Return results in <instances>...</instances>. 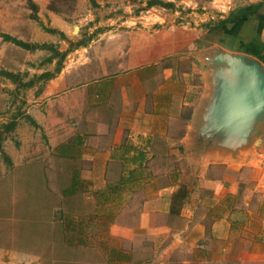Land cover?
Instances as JSON below:
<instances>
[{"label": "crops", "instance_id": "obj_1", "mask_svg": "<svg viewBox=\"0 0 264 264\" xmlns=\"http://www.w3.org/2000/svg\"><path fill=\"white\" fill-rule=\"evenodd\" d=\"M223 1L169 9L160 27L143 9L120 15L29 107L65 184L67 247L117 264L177 248L264 264V148L230 151L202 138L212 88L202 62L221 51L264 67V0ZM179 15L187 23L170 25ZM30 259L0 247V264H41Z\"/></svg>", "mask_w": 264, "mask_h": 264}, {"label": "rangeland", "instance_id": "obj_2", "mask_svg": "<svg viewBox=\"0 0 264 264\" xmlns=\"http://www.w3.org/2000/svg\"><path fill=\"white\" fill-rule=\"evenodd\" d=\"M147 1L32 0L38 6L35 10L30 0H0V70L13 71L18 77L15 80L0 73V124L14 117L18 120L15 131L9 133L3 151L0 150V247L30 254V260L41 264H117L110 263L106 255L89 253L86 246H82L78 253L65 244L63 234L71 236V224L62 221V210L69 208L63 205L61 188L65 184L60 176H56L54 166L57 160L53 154H47L51 152V147L44 127L34 124L33 117L28 113L29 107L37 103V96L47 81L38 75L44 70H55L57 58L53 62H45L44 59L52 53L50 49H26L12 40H6L4 34L28 42L54 43L62 51L69 49L65 58L69 63L70 54L80 47L78 42H90L102 33L103 28L117 27L120 15L130 17L143 9V14L148 17L144 20L152 18L154 25L160 27L168 22L166 14L171 12L169 9H182L184 6L185 10L192 6L196 10L202 9V0H164L174 3V6H151L155 9L147 13V9L151 8L147 6ZM50 12L55 15L52 17ZM33 14H37L38 18H34ZM172 21L170 25L181 26L183 21L187 23L180 15L173 17ZM108 23L110 26L105 25ZM63 27L65 31L61 29ZM46 28L58 31L51 32ZM86 54L87 51H80L79 55ZM202 66L210 68L209 62H202ZM20 81H33V85H22ZM202 86L204 88V82ZM137 262L254 264L246 259H232L229 255L205 258L181 248L166 256H140L129 264H139Z\"/></svg>", "mask_w": 264, "mask_h": 264}, {"label": "water", "instance_id": "obj_3", "mask_svg": "<svg viewBox=\"0 0 264 264\" xmlns=\"http://www.w3.org/2000/svg\"><path fill=\"white\" fill-rule=\"evenodd\" d=\"M212 88L202 112V138L237 151L264 146V67L243 54L217 52L209 60Z\"/></svg>", "mask_w": 264, "mask_h": 264}, {"label": "trees", "instance_id": "obj_4", "mask_svg": "<svg viewBox=\"0 0 264 264\" xmlns=\"http://www.w3.org/2000/svg\"><path fill=\"white\" fill-rule=\"evenodd\" d=\"M30 1H31L34 9L37 10L38 9L37 4L32 2V0H30ZM155 5H161V6H165V7H172V6H174V3L167 2V1H164V0H148L147 1V6L148 7L155 6ZM33 15H34L33 16L34 18H38L37 14H33ZM46 29L51 31V32L58 31L55 28H46ZM62 35H65V34L62 33ZM4 38L6 40H12L16 44H18V45H20V46H22L23 48H26V49L35 50L37 48H44V49L47 48V49H50L52 51V53L49 56H47L44 59V61L45 62H53L57 58V60H56V68H55V70H44L43 72H41L38 75L39 78H42L44 80H49V79L53 78L54 76L57 75V73H59L62 70V68L64 66L65 58H66V56L69 53V49L62 51L59 48H57V45L54 44V43L28 42V41L19 39V38L15 37V36H12V35H10L8 33L4 34ZM86 43H87V41H83L82 40V41L78 42L77 46L85 45ZM0 73L4 74V75H7L9 77H13L15 80H17V78H18L17 75L13 71H10V70L1 69ZM19 84L26 85V86H31V85H33V81H30V82H27V83L26 82L24 83V82L20 81ZM32 120L34 121V124H37V122L33 118H32ZM17 124H18V120H17L16 117L12 118L9 122H4V123L0 124V150L1 151H3L4 141L6 140V138L8 137L10 132L15 131V129L17 127Z\"/></svg>", "mask_w": 264, "mask_h": 264}]
</instances>
